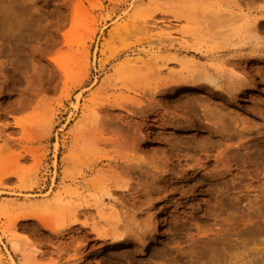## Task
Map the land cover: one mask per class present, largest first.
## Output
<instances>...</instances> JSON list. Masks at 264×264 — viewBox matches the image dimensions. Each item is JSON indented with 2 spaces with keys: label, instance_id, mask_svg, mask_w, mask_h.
Listing matches in <instances>:
<instances>
[{
  "label": "rangeland",
  "instance_id": "obj_1",
  "mask_svg": "<svg viewBox=\"0 0 264 264\" xmlns=\"http://www.w3.org/2000/svg\"><path fill=\"white\" fill-rule=\"evenodd\" d=\"M231 1L0 0V264H264V0Z\"/></svg>",
  "mask_w": 264,
  "mask_h": 264
},
{
  "label": "bare ground",
  "instance_id": "obj_2",
  "mask_svg": "<svg viewBox=\"0 0 264 264\" xmlns=\"http://www.w3.org/2000/svg\"><path fill=\"white\" fill-rule=\"evenodd\" d=\"M238 1H240V0H233V1H231L232 3H233V5H231V8H233V11H236V10H241V6L243 5V4H241V6H239L240 4H238ZM241 2H242V0H241ZM250 10V9H249ZM252 10H254L253 8H252ZM259 10V9H258ZM242 14H243V12L242 11H240ZM246 12V11H245ZM256 12V11H255ZM258 12V11H257ZM261 12V11H260ZM231 13H232V11H231ZM234 13V12H233ZM232 13V14H233ZM251 13V12H250ZM264 13V12H263ZM224 14H226V15H224ZM230 14V13H229ZM228 13H223V15L222 14H220V16L222 15L223 16V18H226V16L227 15H229ZM261 14V13H260ZM234 17H236V14L234 13ZM239 15V14H238ZM244 15V14H243ZM242 15V16H243ZM219 15H217L216 14V19L217 20H219V22H221V21H223L224 19H222L221 17H220ZM233 17V15H232V17L230 18V16L228 17L227 16V18H230V19H227L226 18V20L224 21V22H222V26H224L225 24H227L228 26H231V28H229L228 30L226 29V30H218V31H220L219 32V34L222 36V37H220V35H219V38L218 37H216V38H218L217 40H220V43H219V46H218V51H229V50H232V49H234L233 48V46H236L235 45V42H234V44L233 43H230V41H235V40H230L229 41V39H230V36L232 37V36H234L235 34H236V31H235V28H237V30H239L240 28H247L249 25L251 26V23L252 22H248L247 21V19H245L246 17H242V18H238V16L236 17V18H234ZM257 18V17H256ZM259 18V17H258ZM263 18V17H262ZM215 18L214 19H212V20H216ZM209 21H211V19H210V17H209V19H208ZM243 20H246V21H243ZM208 21V22H209ZM261 21H263V20H261ZM218 21H216V23H217ZM211 23H214V22H212L211 21ZM215 23V24H216ZM258 23V22H257ZM256 23V24H257ZM209 24H210V22H209ZM214 24V25H215ZM235 24H236V26H235ZM217 25V24H216ZM234 25V26H233ZM258 25V24H257ZM218 26V25H217ZM253 27H255L254 25H252ZM220 27V26H219ZM258 26H256L254 29H255V31H256V28H257ZM224 28H227L226 26H224ZM220 29V28H219ZM223 29V28H222ZM253 29V28H252ZM243 30H245V29H243ZM248 30V29H247ZM257 30H258V28H257ZM253 31V30H252ZM252 31H250V29H249V34L248 35H250L251 34V32ZM240 32V31H239ZM241 32H242V30H241ZM218 33V32H217ZM253 33H258V31L257 32H253ZM223 34V35H222ZM254 34V35H255ZM253 35V36H254ZM258 36V35H257ZM257 36H255V37H257ZM240 37V36H239ZM255 37H251V38H255ZM236 38V37H235ZM249 38V37H248ZM247 37H246V39H247V41L248 40H250V39H248ZM242 39V38H241ZM245 39V38H244ZM256 39V38H255ZM258 39V38H257ZM239 40V39H238ZM252 40V39H251ZM250 40V41H251ZM240 41V40H239ZM257 41V40H256ZM242 42V41H241ZM241 42H240V44H241ZM244 40H243V43L242 44H244ZM215 43V42H214ZM217 43V44H218ZM256 43V42H255ZM255 43H253V41H252V43H250V44H255ZM239 44V43H238ZM245 44H249V41H248V43H245ZM259 44L260 43H256V46L254 47V52L255 53H258V51H261V46H259ZM233 45V46H232ZM247 46V45H246ZM249 46V45H248ZM237 47V46H236ZM253 47V46H252ZM215 48V47H214ZM213 48V49H214ZM216 49V48H215ZM199 50H200V48H199ZM234 50H236V49H234ZM214 51V50H213ZM215 52V51H214ZM254 52H253V54H254ZM263 52V51H262ZM263 55V54H262ZM245 56V55H244ZM252 56H254V55H252ZM260 56V55H259ZM250 57V56H249ZM257 57H258V55H257ZM189 59H193L191 56L189 57ZM145 63V62H144ZM184 64V63H183ZM186 64H188V63H185L184 64V66L185 67H187L186 66ZM193 65V66H192ZM192 65L190 66V67H192V69L193 68H196L197 70H198V72H196L197 73V75H196V73L194 74V79H193V83H195V85H196V83L198 84V83H211V84H213V85H215V86H217V87H220V86H222L221 84H220V80H219V78L217 77V76H215L214 74H213V72H211L210 71V69L209 68H207V67H209V66H204L202 63H199L198 61H194V59L192 60ZM189 68V67H188ZM189 69H191V68H189ZM194 70V69H193ZM195 71V70H194ZM220 72V71H219ZM231 74H233V73H231ZM234 75V74H233ZM237 76V75H236ZM240 77V76H239ZM231 78H233V77H231ZM230 78V79H231ZM235 78V77H234ZM233 78V79H234ZM191 79V78H190ZM232 79V80H233ZM236 79V81H238L237 80V78H235ZM191 82V81H190ZM191 82V83H192ZM230 82H232V83H230L229 85H227L228 87H227V89L226 90H228L229 91V93H231V95L232 94H234L235 92V90L238 92V88H240L241 89V87L239 86V84H234L233 83V81H230ZM192 83V84H193ZM242 84V83H241ZM202 85V84H201ZM224 87V86H223ZM232 92H234V93H232ZM237 94V93H236ZM235 94V95H236ZM235 95H233V96H235ZM93 114H95V113H97L95 110H93ZM207 112V111H206ZM93 114H92V116H93ZM206 114V113H205ZM208 114V113H207ZM96 115V114H95ZM95 117V116H94ZM93 117V118H94ZM96 118V117H95ZM208 123V121L206 122V124ZM208 148V147H207ZM207 148H205L206 150H208ZM204 149V148H203ZM207 152V154H208V152L209 151H206ZM207 154H206V156H207ZM219 154V153H218ZM218 154H216L215 155V157H219L220 155H218ZM209 157H210V155H209ZM220 160V159H219ZM218 160V161H219ZM222 160V159H221ZM225 164H223V166H224ZM105 186V185H104ZM128 186V185H127ZM124 187H125V185H124ZM104 190V189H103ZM105 191V190H104ZM103 194H105V195H108V196H112L113 195V192L111 191V189L110 190H106L105 191V193H103ZM51 204V203H50ZM54 204V203H53ZM53 204H51V205H53ZM56 206V205H55ZM53 207H54V205H53ZM90 207V206H89ZM75 211V210H74ZM75 214V213H74ZM29 217H30V215H28ZM101 216H102V214H101ZM35 217V216H34ZM33 217V218H34ZM44 217V218H43ZM43 217H40V216H36V218H38L39 219V221L43 224V225H45V226H50V219L49 218H47L48 217V215H45V216H43ZM28 218V217H27ZM26 218V219H27ZM104 218H106V216L104 217ZM103 218V219H104ZM101 222V221H100ZM102 223V222H101ZM99 224V223H98ZM103 225V224H102ZM50 228V227H49ZM50 229H52V228H50ZM60 229V228H59ZM99 229V228H98ZM58 230V229H57ZM53 231H55V230H53ZM120 236V235H119ZM119 236H118V238H119ZM114 237V236H113ZM121 238H122V235H121ZM18 239V238H17ZM114 239H116V237L114 238ZM121 240V239H120ZM123 240V239H122ZM10 244H11V246H12V249L14 250V251H18V250H20V248L22 247V246H19V244L21 245V243L19 242L18 243V241L15 239V238H11V240H10ZM35 248V247H34ZM22 249V248H21ZM12 250V251H13ZM21 252V251H20ZM23 254H25V252H23ZM26 255H30V254H28V252H27V254ZM10 257H11V259L12 260H14V257H13V255L10 253ZM27 258V257H26ZM156 263V262H155ZM154 264V263H153ZM196 264H198V263H196Z\"/></svg>",
  "mask_w": 264,
  "mask_h": 264
}]
</instances>
